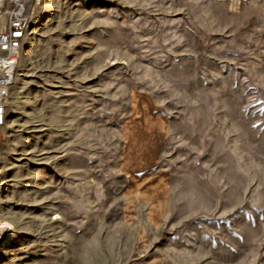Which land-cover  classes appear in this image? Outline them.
<instances>
[{
  "label": "rangeland",
  "instance_id": "374dc122",
  "mask_svg": "<svg viewBox=\"0 0 264 264\" xmlns=\"http://www.w3.org/2000/svg\"><path fill=\"white\" fill-rule=\"evenodd\" d=\"M137 97L168 127L154 228L125 211ZM8 114L0 264H264V0H41Z\"/></svg>",
  "mask_w": 264,
  "mask_h": 264
},
{
  "label": "crops",
  "instance_id": "0c3cea01",
  "mask_svg": "<svg viewBox=\"0 0 264 264\" xmlns=\"http://www.w3.org/2000/svg\"><path fill=\"white\" fill-rule=\"evenodd\" d=\"M135 100L131 118L123 125L125 141L126 204L130 218L133 211L145 209L146 226L157 227L167 207L169 188L163 174L144 176V172L158 166L160 144L168 127L166 119L155 112L143 98ZM145 226V225H144Z\"/></svg>",
  "mask_w": 264,
  "mask_h": 264
},
{
  "label": "built area",
  "instance_id": "2783aa9c",
  "mask_svg": "<svg viewBox=\"0 0 264 264\" xmlns=\"http://www.w3.org/2000/svg\"><path fill=\"white\" fill-rule=\"evenodd\" d=\"M246 4L248 0H231ZM41 0H0V140L8 126V104L22 52ZM1 237L0 244L5 240Z\"/></svg>",
  "mask_w": 264,
  "mask_h": 264
},
{
  "label": "bare ground",
  "instance_id": "6f19581e",
  "mask_svg": "<svg viewBox=\"0 0 264 264\" xmlns=\"http://www.w3.org/2000/svg\"><path fill=\"white\" fill-rule=\"evenodd\" d=\"M10 235V228L7 225L0 226V239L1 237L6 236V238ZM2 241V239H1Z\"/></svg>",
  "mask_w": 264,
  "mask_h": 264
}]
</instances>
